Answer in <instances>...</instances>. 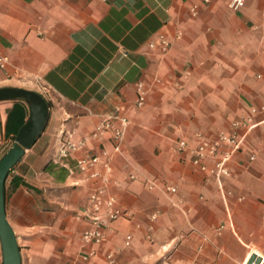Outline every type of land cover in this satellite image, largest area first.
I'll use <instances>...</instances> for the list:
<instances>
[{
  "label": "crops",
  "instance_id": "crops-1",
  "mask_svg": "<svg viewBox=\"0 0 264 264\" xmlns=\"http://www.w3.org/2000/svg\"><path fill=\"white\" fill-rule=\"evenodd\" d=\"M232 1L0 0V56L9 60L0 84L39 92L51 106L6 183L23 264H246L255 251L264 264V115L228 178L180 151L264 106V0L239 12ZM162 36L166 52L151 46ZM141 81L150 93L140 109ZM118 111L130 120L122 153L112 132L97 130ZM30 116L25 100L0 102V161ZM69 141L86 144L65 155ZM105 152L96 171L109 161L113 173L103 200L114 197L125 215L102 244H86L96 226L90 196L104 182L78 162Z\"/></svg>",
  "mask_w": 264,
  "mask_h": 264
},
{
  "label": "built area",
  "instance_id": "built-area-1",
  "mask_svg": "<svg viewBox=\"0 0 264 264\" xmlns=\"http://www.w3.org/2000/svg\"><path fill=\"white\" fill-rule=\"evenodd\" d=\"M247 0H233L231 8L239 12L241 11ZM153 48L160 47L163 52H166L170 47V42L167 38L162 36L159 43H153ZM9 64L6 57L0 56V68H5ZM150 88L147 83L141 81L137 84V100L136 107L144 108L147 105ZM264 115L263 107H253L247 114H244L239 119L235 120L228 131H223L219 134L217 139L212 141H203L196 148L183 141L180 144V151L183 153H190L192 155V162L201 171L210 174L218 180H223L232 175L230 162L234 157L243 151L248 141V137L252 131L257 129L261 124V117ZM130 127V120L125 113L118 111L110 116L104 118L98 127L99 135H106L109 132L114 134L116 142V150L123 152L124 142L127 131ZM85 141L73 142L69 141L66 145L64 154L68 152L77 151L85 147ZM107 156V153L97 156H84L78 162V167L82 173H87L90 178L98 183L103 181L104 184L96 186L90 196V212L95 220V229L86 232L83 235L86 244H102L106 240V229L111 224L125 215L124 211L119 207L117 200L114 197H109L104 202L106 195V187L111 180L113 168L110 162L104 163V171H96L97 167L102 162V157ZM257 154L250 155V161H255ZM170 192H177L174 187H169ZM157 217L154 215L153 219ZM132 235L127 238V244L131 245ZM109 259L111 263H115V255L110 254ZM90 257H87L89 259Z\"/></svg>",
  "mask_w": 264,
  "mask_h": 264
},
{
  "label": "water",
  "instance_id": "water-1",
  "mask_svg": "<svg viewBox=\"0 0 264 264\" xmlns=\"http://www.w3.org/2000/svg\"><path fill=\"white\" fill-rule=\"evenodd\" d=\"M17 100L30 103L31 116L20 129L13 147L0 161V237L4 264H23L19 240L7 215L6 183L12 170L43 135L51 116L50 103L41 93L20 87L0 88V102ZM250 262V264H261L262 258L253 257Z\"/></svg>",
  "mask_w": 264,
  "mask_h": 264
},
{
  "label": "bare ground",
  "instance_id": "bare-ground-1",
  "mask_svg": "<svg viewBox=\"0 0 264 264\" xmlns=\"http://www.w3.org/2000/svg\"><path fill=\"white\" fill-rule=\"evenodd\" d=\"M253 257H256V259H258V258H262V262H263V256H262V254L260 253V252H258V251H255L252 255H251V258L249 259V261L246 263V264H250L251 262V260L253 259ZM262 262H261V264H262Z\"/></svg>",
  "mask_w": 264,
  "mask_h": 264
},
{
  "label": "rangeland",
  "instance_id": "rangeland-1",
  "mask_svg": "<svg viewBox=\"0 0 264 264\" xmlns=\"http://www.w3.org/2000/svg\"><path fill=\"white\" fill-rule=\"evenodd\" d=\"M2 85H3V84H2ZM2 85L0 84V88H3V86H2ZM4 156H5V155H4ZM4 156H3V157H4ZM2 159H3V158H2Z\"/></svg>",
  "mask_w": 264,
  "mask_h": 264
},
{
  "label": "trees",
  "instance_id": "trees-1",
  "mask_svg": "<svg viewBox=\"0 0 264 264\" xmlns=\"http://www.w3.org/2000/svg\"><path fill=\"white\" fill-rule=\"evenodd\" d=\"M22 126H23V125H22ZM22 126H21V127H22Z\"/></svg>",
  "mask_w": 264,
  "mask_h": 264
}]
</instances>
